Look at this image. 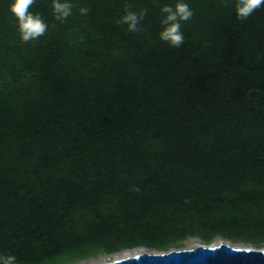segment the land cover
<instances>
[{
	"label": "trees",
	"instance_id": "obj_1",
	"mask_svg": "<svg viewBox=\"0 0 264 264\" xmlns=\"http://www.w3.org/2000/svg\"><path fill=\"white\" fill-rule=\"evenodd\" d=\"M19 40L0 0V252L71 264L219 237L264 246V7L186 0L185 42L157 39L171 0H74ZM147 8L142 31L116 21Z\"/></svg>",
	"mask_w": 264,
	"mask_h": 264
},
{
	"label": "clouds",
	"instance_id": "obj_2",
	"mask_svg": "<svg viewBox=\"0 0 264 264\" xmlns=\"http://www.w3.org/2000/svg\"><path fill=\"white\" fill-rule=\"evenodd\" d=\"M36 3V0H8V11L15 20V28L18 38L22 42L36 40L43 36L49 29V24L44 20L40 12H33L30 6ZM232 10L237 20H246L254 11L264 7V0H231ZM52 17L56 21H65L74 15V9L80 16H87L90 9L85 4L74 2V0H50ZM148 14L147 8L132 10V5L125 4L123 12L116 21L119 25H125L126 31L136 33L142 31V21ZM194 16V10L186 0H171V2L161 3L159 5L157 39L172 48H180L185 42V36L182 31L184 23L190 21ZM193 239L199 240V237ZM230 243L221 240L219 243H205L201 241L194 244L193 247L208 248L215 250L221 244ZM191 250V249H189ZM235 251L259 252L264 254V246L257 247L252 244L250 247L236 248ZM104 250L100 249L95 255H103ZM164 255V252H159ZM140 253L129 257L125 255L121 259H136ZM0 264H18L17 257L12 254L0 252ZM111 264H119L113 261Z\"/></svg>",
	"mask_w": 264,
	"mask_h": 264
},
{
	"label": "water",
	"instance_id": "obj_3",
	"mask_svg": "<svg viewBox=\"0 0 264 264\" xmlns=\"http://www.w3.org/2000/svg\"><path fill=\"white\" fill-rule=\"evenodd\" d=\"M245 247L249 246L230 242L221 244L215 250L200 247L171 249L164 252V255L144 248V251L139 252L140 255L136 259L120 258L113 261H118L119 264H264V254L235 251L236 248ZM135 255L136 253L129 257ZM107 264H111V262Z\"/></svg>",
	"mask_w": 264,
	"mask_h": 264
},
{
	"label": "rangeland",
	"instance_id": "obj_4",
	"mask_svg": "<svg viewBox=\"0 0 264 264\" xmlns=\"http://www.w3.org/2000/svg\"><path fill=\"white\" fill-rule=\"evenodd\" d=\"M221 240H222L221 238L216 237L211 242L219 243ZM200 242H201L200 239L196 240V239L190 238V239L184 241L179 248H173V249L192 248L194 244H198ZM238 244H240L241 246L242 245L243 246H249V247L251 246L249 244H243V243H238ZM139 248H141V250L144 251V247H138V248H133V249H129V250H122V251L112 253V254L99 255V256H96L94 258H89L87 260H82V261L74 262L71 264H107V263L112 262L113 260H116V258H118V257L120 258V257L125 256L124 254H128V256L133 255V254L137 253V249H139Z\"/></svg>",
	"mask_w": 264,
	"mask_h": 264
},
{
	"label": "bare ground",
	"instance_id": "obj_5",
	"mask_svg": "<svg viewBox=\"0 0 264 264\" xmlns=\"http://www.w3.org/2000/svg\"><path fill=\"white\" fill-rule=\"evenodd\" d=\"M142 250H141V248H139V249H137V253H139V252H141ZM124 255H128V254H124ZM134 255V254H133ZM121 258V257H120ZM119 257L118 258H116V260L117 259H120Z\"/></svg>",
	"mask_w": 264,
	"mask_h": 264
}]
</instances>
